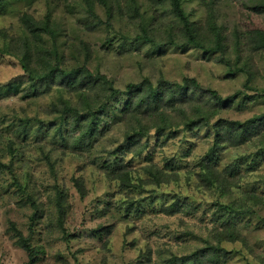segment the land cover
Here are the masks:
<instances>
[{"label":"rangeland","instance_id":"rangeland-1","mask_svg":"<svg viewBox=\"0 0 264 264\" xmlns=\"http://www.w3.org/2000/svg\"><path fill=\"white\" fill-rule=\"evenodd\" d=\"M183 1L207 36L206 45L219 47L220 30L223 49L206 53L197 46L183 47L176 37L178 28L173 29L178 20L159 0L8 1L6 14L0 16V46L20 53L27 40L35 51L33 65H44L58 54L62 67L85 66L101 77L89 92L55 86L30 93L19 56L0 59V264H161L213 241L209 207L218 198L228 199V190L214 188L197 173L199 158L213 143L211 127L194 134L179 132L166 144L152 135L149 151L158 165L179 157L183 139L191 136L193 141L182 168L175 169L179 175L170 174V182L161 185L148 172L147 151L138 156L127 152V168L136 182L143 181L141 187L124 186L116 173L94 162L123 142L124 124L113 125L95 150L84 152L67 148L48 134L39 138L33 134L42 120L58 118L62 99L82 105L86 93L97 101L109 94L105 85L124 89L145 78L154 83L196 78L222 97L236 94L214 119L263 115L264 39L259 32L264 31V11L254 9L251 0ZM25 12L38 22L50 14L53 34L42 30L41 37L34 36L23 21ZM143 27L154 31L159 46L137 38ZM11 81L21 82L17 90L1 89ZM22 119H33L32 132H21ZM150 131L153 134L154 129ZM259 131L244 144L225 146L218 154L221 170L237 165L227 183L232 195L241 199L244 191L245 196L248 190L255 194L250 200L255 211L238 219L244 241L223 242L231 252L220 264H264V127ZM163 191L169 193L161 199L167 204L172 194L182 192L200 209L169 215L159 211L156 201L142 213L133 211L139 200L150 201ZM19 233L32 250L23 245Z\"/></svg>","mask_w":264,"mask_h":264},{"label":"trees","instance_id":"trees-1","mask_svg":"<svg viewBox=\"0 0 264 264\" xmlns=\"http://www.w3.org/2000/svg\"><path fill=\"white\" fill-rule=\"evenodd\" d=\"M8 1L10 0H0V16L6 14L9 7ZM159 1L167 3L172 14L178 20L179 24L173 27V29L178 28V36L175 34L173 36L178 37V41L183 47L197 46L203 48L206 53H212L218 48L223 49V37L220 30L216 34V45L219 47L216 46V49H212L206 45L207 36L202 33L200 24L192 20L186 12L183 0ZM244 1L246 0H242V2ZM251 1V6L254 9L260 12L264 11V0ZM23 21L34 36L41 37L42 30L53 34L50 14L44 21L38 22L25 12ZM214 22L216 24L215 20ZM216 26L218 25L216 24ZM152 32L154 31L150 27H143L137 38L159 46L160 43L157 42ZM259 36L264 39V31H260ZM7 54L19 56L22 67L27 71L29 77L28 91L30 93L40 92L42 87L49 90L55 86L80 91L86 89L84 92H89L101 77L93 74L85 66L71 69L62 67L58 60V54L44 65H33L35 51L27 40L20 53H12L11 48L0 46V59ZM36 54L39 52L37 51ZM20 84L19 81H11L2 85L1 89L12 88L17 90ZM104 89L109 90V94L104 93L97 101H91L90 97H86L88 93L82 95V105H74L69 99H62V104L58 108L60 110L58 118L49 122L42 120L40 128L33 134L38 138L48 134L56 138L54 140H58L63 146L84 152L85 150H95L98 146L97 143L113 125L124 124L122 125L125 128L123 142L109 150L107 155H101L100 158L95 159L94 162H98L108 172L116 173V178H120L124 186L141 187L144 184L143 181L136 182L131 170L127 168L125 162L127 152L134 151L135 156H138L147 151L148 172L152 175V180L161 185L162 182H170L167 181L170 180V174L179 175L175 169L182 168V158L190 155L193 141L190 142L191 136L189 139H183V147L179 157L173 156L170 159H165V164L158 165L154 162L152 152L149 151L152 135L155 140H161V144H166L170 139L175 138L179 132L192 131V133H196L211 127L214 136L213 143L206 153L199 158L200 168L197 173L203 181L214 188L220 191L228 190V199L218 198L209 207L211 211L210 222L213 225L210 235H214L213 241L208 242L205 247L191 255L172 256L165 259L161 264H220L223 258L231 252L222 245L223 242L244 241L238 219L242 215L255 211V207L250 203L255 194L248 190L250 194L245 196L248 192L244 191L241 199L232 195L231 188L227 183L229 177L236 173L237 165H230L221 170L218 167V154L225 146L244 144L252 135L258 134L259 129L264 127V114L245 120L230 119L223 116L214 119L221 110L229 106L236 94L222 97L217 90L202 85L196 78H186L181 83L170 82L165 79L154 83L149 78H145L140 82L128 83L124 89L116 87L114 84L105 85ZM191 106L192 108L189 109ZM32 121L29 119L21 120L22 133L32 132L30 129L33 125ZM50 126L54 128L53 132L48 131ZM151 128L154 129L153 134L150 131ZM143 138H145L144 143H142ZM59 193H61L60 190ZM167 194L169 193L163 191L161 195L151 196L150 201L147 199L139 200L133 211L142 213L147 204L155 207L156 201L159 202V211L169 215L184 210L196 212L200 209L196 201L190 200L189 196L182 192L171 193L174 196L173 200L167 204L161 200ZM19 235L23 245L32 250L30 244L25 242L23 234L19 233Z\"/></svg>","mask_w":264,"mask_h":264}]
</instances>
